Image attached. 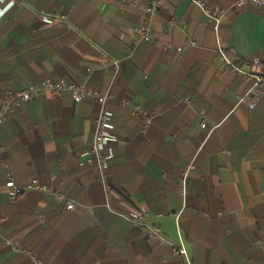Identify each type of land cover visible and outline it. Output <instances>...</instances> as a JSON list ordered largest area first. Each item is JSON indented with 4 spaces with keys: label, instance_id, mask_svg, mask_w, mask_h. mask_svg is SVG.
Returning a JSON list of instances; mask_svg holds the SVG:
<instances>
[{
    "label": "crops",
    "instance_id": "crops-1",
    "mask_svg": "<svg viewBox=\"0 0 264 264\" xmlns=\"http://www.w3.org/2000/svg\"><path fill=\"white\" fill-rule=\"evenodd\" d=\"M197 1L223 10L217 32L193 0H162L150 18L153 41L136 46L130 35L143 6L120 0H18L0 19V101L45 79L81 84L88 69L86 87L104 92L113 71L102 58L121 62L107 103L115 140L104 180L89 153L94 98L46 94L0 124V264H33L15 248L44 264H264V98L253 110L238 103L247 83L215 54L218 40L237 63L257 57L251 70L264 76V9ZM40 11L66 23L40 30ZM133 106L152 117L143 132ZM7 175L16 187L34 179L50 192L12 202ZM134 211L168 244L121 217Z\"/></svg>",
    "mask_w": 264,
    "mask_h": 264
},
{
    "label": "built area",
    "instance_id": "built-area-1",
    "mask_svg": "<svg viewBox=\"0 0 264 264\" xmlns=\"http://www.w3.org/2000/svg\"><path fill=\"white\" fill-rule=\"evenodd\" d=\"M247 2H250L257 9H264V0H238L236 6H244ZM17 3L18 0H0V19ZM120 3L131 6L139 4L142 5L144 9L142 23L136 26L131 32L130 36L132 45L136 46L140 43L152 42L153 32L150 25V18L155 13H157L162 0H120ZM193 3L199 5L202 8L204 15L209 20L214 22L215 30L217 32L218 25L223 16V10H210L197 0H193ZM35 19L39 24L40 30H45L48 27L55 25H64L66 23L64 17L54 14H47L43 11L37 12ZM215 54L222 68L229 71L233 76L239 77L247 83V88L242 96L238 99V103L246 104L249 110L255 109L259 101L264 98V76L251 70V66L258 64L259 59L257 57H252L250 60H247L243 63H237L227 55L226 49H224L218 40L216 43ZM120 63L121 62L119 60H113L107 57L102 58V67H110L113 71L111 81L104 92H96L86 87V83L92 72L90 69L87 70L81 84L72 83L66 85L61 82L45 79L39 85L29 84L19 90L5 92L0 101V124L5 121L7 114H9L17 106L30 100L42 97L46 94L58 98L63 93L69 92L72 100L76 103L81 101L84 97L94 98L98 104L99 110L95 118L94 135L89 153L94 155L99 177L101 180H104L110 162L114 157L110 143L115 140L114 136L111 134V131L114 128L112 123L113 114L107 109V103L112 98L113 85L120 71ZM123 105L125 106L128 104L124 102ZM131 114L139 119L141 127L140 129L142 132L150 125L152 117L141 107H131ZM200 126L201 128H205L206 123L201 122ZM192 168V166H188V168L182 174L181 180L179 182V190L182 196H185L186 194V179L189 170ZM6 187H11L9 196L12 202H14L19 195L27 192H38L40 194L50 192L47 186L34 179L26 181L21 186L16 187L13 185L10 175H7L6 177ZM52 195L55 199L64 201V205L67 210L74 208L73 202L66 200L62 194L53 193ZM121 217H123L132 225L138 227L149 238L160 243L168 244L167 240L161 235V233L152 227L148 221H146L144 213L134 211L127 215L121 214ZM171 248L174 255L183 256L186 258V250L181 244L178 246L171 244ZM15 251L21 252L28 256L33 264H44L40 258L30 252L23 251L20 248H15Z\"/></svg>",
    "mask_w": 264,
    "mask_h": 264
},
{
    "label": "trees",
    "instance_id": "trees-1",
    "mask_svg": "<svg viewBox=\"0 0 264 264\" xmlns=\"http://www.w3.org/2000/svg\"><path fill=\"white\" fill-rule=\"evenodd\" d=\"M234 61H236V60H234Z\"/></svg>",
    "mask_w": 264,
    "mask_h": 264
}]
</instances>
